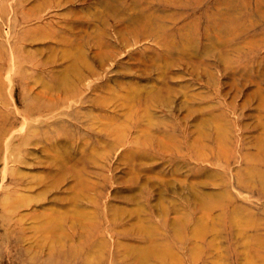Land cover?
<instances>
[{"label":"rangeland","instance_id":"374dc122","mask_svg":"<svg viewBox=\"0 0 264 264\" xmlns=\"http://www.w3.org/2000/svg\"><path fill=\"white\" fill-rule=\"evenodd\" d=\"M262 99L264 0H0V264H264Z\"/></svg>","mask_w":264,"mask_h":264},{"label":"bare ground","instance_id":"6f19581e","mask_svg":"<svg viewBox=\"0 0 264 264\" xmlns=\"http://www.w3.org/2000/svg\"><path fill=\"white\" fill-rule=\"evenodd\" d=\"M43 3H49V2H52L54 0H41ZM56 2V1H55ZM244 42V41H243ZM253 43V42H251ZM250 43V44H251ZM254 44V43H253ZM241 47V46H240ZM224 63V62H223ZM229 68V67H228ZM247 81V80H246ZM231 83V82H230ZM236 83V82H235ZM231 86V85H230ZM261 104H264V99L260 100ZM259 122V121H258ZM259 125V123H258ZM260 127L262 128V135H259L256 139H255V143L253 145V150L252 152H250L245 158L247 159L246 161V167H245V174H248L251 178H254L255 176L256 177H260V179L262 181H264V122H261L260 123ZM4 133V130H0V134H3ZM219 133H222L223 134V131L221 129H219ZM261 133V132H260ZM259 133V134H260ZM223 141H222V145H223ZM219 155H223V148H220L219 150ZM222 157V156H221ZM230 159V158H229ZM229 159H226L225 162H229L230 160ZM261 170V171H260ZM260 172V173H258ZM258 174L257 175H253V174ZM239 175V174H238ZM240 184V180L238 181ZM240 186V185H239ZM252 187V185H248V187ZM218 196V195H217ZM219 198V196H218ZM221 200V199H220ZM223 200V201H222ZM221 201H219L218 203H214V204H209L207 202L205 203H202L200 204L201 207L206 210V211H209L212 213L213 210H216V209H221L223 207L226 206V203L224 204V199L222 198ZM232 208V207H231ZM236 211V210H235ZM203 212V211H202ZM238 211H236V214H237ZM234 214V212H232ZM239 213V212H238ZM203 215V213H202ZM235 215V214H234ZM236 216V215H235ZM234 216V217H235ZM242 216V215H240ZM237 217V216H236ZM213 218V217H212ZM239 219V218H237ZM241 219V217H240ZM255 219V218H254ZM73 220V219H72ZM71 220V221H72ZM209 220V218H208ZM74 222V221H73ZM218 222V221H217ZM213 223V222H212ZM215 223V222H214ZM237 223V221H236ZM242 223V222H241ZM254 223V222H253ZM237 224H240L237 223ZM73 225V224H72ZM218 225V224H217ZM207 228V227H206ZM238 228L240 229V227L238 226ZM100 233V232H99ZM243 234V233H242ZM255 235V234H254ZM258 235V234H257ZM242 236V235H241ZM237 237V236H236Z\"/></svg>","mask_w":264,"mask_h":264}]
</instances>
